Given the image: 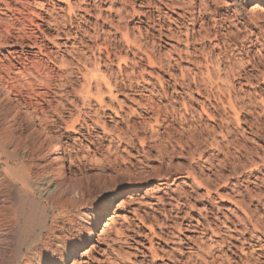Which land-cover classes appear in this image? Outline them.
<instances>
[{"label": "rangeland", "instance_id": "374dc122", "mask_svg": "<svg viewBox=\"0 0 264 264\" xmlns=\"http://www.w3.org/2000/svg\"><path fill=\"white\" fill-rule=\"evenodd\" d=\"M6 1L0 79L24 110L15 117L0 94V180L13 154L40 226L56 220L54 233L79 244L64 262L30 263L264 264V4L252 13L257 3L234 0ZM56 142L69 185L51 213ZM72 182L85 190L78 208ZM22 195L19 185V208ZM66 209L90 222L91 238ZM0 258L22 264L1 241Z\"/></svg>", "mask_w": 264, "mask_h": 264}, {"label": "bare ground", "instance_id": "6f19581e", "mask_svg": "<svg viewBox=\"0 0 264 264\" xmlns=\"http://www.w3.org/2000/svg\"><path fill=\"white\" fill-rule=\"evenodd\" d=\"M1 2H3V3H5V0H0ZM8 1V0H7ZM6 1V2H7ZM10 1V0H9ZM8 1V2H9ZM14 1V0H13ZM12 1V2H13ZM62 1V0H61ZM60 1V2H61ZM64 1V0H63ZM225 1V0H224ZM232 1V0H231ZM234 1H236V3H237V5H238V2L239 3H244L245 4V6H246V10H247V8H249V6H251V5H253V2H255V3H257V5H256V7H254V8H250L251 9V11H252V13H255V11L257 10V7L259 8L262 4H264V0H234ZM234 1H233V3H234ZM7 2V3H8ZM11 2V3H12ZM18 2V1H17ZM14 3V2H13ZM9 4V3H8ZM227 4V3H226ZM230 4V3H229ZM10 5V4H9ZM234 5H235V3H234ZM236 6V5H235ZM239 6V5H238ZM240 8H241V6H240ZM261 8V7H260ZM250 9H249V11H250ZM256 9V10H255ZM239 10V9H238ZM238 10L236 9V11L235 12H238ZM261 10H263V9H261ZM258 11V10H257ZM239 12H241V11H239ZM239 12H238V14H239ZM257 13V12H256ZM262 13V12H261ZM14 14V13H13ZM264 14V13H263ZM246 15V14H245ZM253 15V14H252ZM257 15V14H256ZM255 15V17H257ZM259 15V14H258ZM254 16V15H253ZM262 17V16H261ZM238 18V17H237ZM253 18V17H252ZM258 18H260V17H258ZM254 19V18H253ZM125 35V34H124ZM41 50V49H40ZM110 55V54H109ZM152 58H153V56H151ZM110 59V58H109ZM154 59V58H153ZM153 59H151V60H153ZM155 61H156V57H155V59H154ZM158 60V59H157ZM62 62H64V61H62ZM66 62V61H65ZM64 62V63H65ZM83 62V61H82ZM153 62V61H152ZM151 61H150V63H152ZM85 63V62H84ZM153 64V63H152ZM62 65H63V63H62ZM82 65V64H81ZM84 65H86L87 66V64H84ZM99 66V65H98ZM172 66V65H171ZM63 67L66 69V64L65 65H63ZM90 67V66H89ZM63 68V69H64ZM63 69H62V71H63ZM80 70H82L81 68H79ZM87 69V70H86ZM98 70V69H97ZM96 70V71H97ZM85 71H88V67H85ZM99 71V70H98ZM100 73V72H99ZM99 73H98V75H99ZM211 74V73H210ZM95 75H96V72H95ZM94 74L91 76V77H93L94 78V76H95ZM105 75V74H104ZM219 75V74H218ZM100 76H101V74H100ZM100 76H98V77H100ZM182 76H183V74H182ZM211 76V75H210ZM95 77H97V76H95ZM107 75H106V80H108L107 79ZM184 77V76H183ZM212 77H214V76H212ZM220 77V76H219ZM109 78V77H108ZM211 78V77H210ZM215 78V77H214ZM213 78V79H214ZM218 78V77H217ZM110 79V78H109ZM212 79V78H211ZM93 80V79H92ZM96 80V79H95ZM97 80H99V81H97ZM97 83L98 82H100L101 80H105V78L104 79H102L101 78V80L100 79H98L97 78ZM105 80V81H106ZM109 81H111V80H109ZM213 81H215V80H213ZM212 81V82H213ZM216 81H218V80H216ZM93 82V81H92ZM103 82V81H102ZM223 82V81H222ZM89 83V82H88ZM105 83V82H104ZM109 82H107V84H108ZM221 83V82H220ZM93 84V83H92ZM95 84V83H94ZM219 84V83H218ZM6 85H8V84H6ZM90 85V84H89ZM102 85V84H101ZM105 85V84H104ZM104 85H102V86H104ZM109 85V84H108ZM111 86H112V84H110ZM94 86V85H93ZM102 86H100V85H97L96 86V84H95V87H98V88H101ZM106 86V85H105ZM104 86V87H105ZM109 87V86H108ZM108 87L106 88V90L105 91H108L107 89H108ZM114 87V86H113ZM97 88V89H98ZM216 88V87H215ZM11 89V88H10ZM96 89V90H97ZM99 91V93H100V89H98ZM102 91H103V89H101ZM109 90H110V88H109ZM101 91V93H102V95H104L105 94V92L103 91L102 92ZM110 91H112V89L110 90ZM219 91V90H218ZM91 92V91H90ZM104 93V94H103ZM222 93V92H221ZM0 94H2V96H3V98L5 99V100H7V101H5L6 103H15L14 104V108H15V111H16V113L15 114H17L15 117H17L18 115L20 116V114H22L21 113V110H19L20 108H22L23 110H24V105H23V103L24 102H21V100L20 99H17V98H15L14 96H13V94H15V93H11L10 92V90L9 89H7V87L4 85V84H2V82H1V79H0ZM91 94H92V92H91ZM106 94H108V93H106ZM105 94V95H106ZM110 94V93H109ZM89 95V94H88ZM87 95V96H88ZM95 95V94H94ZM97 95V94H96ZM99 95V94H98ZM18 96V95H17ZM16 96V97H17ZM87 96H86V99H89V97H90V95H89V97L87 98ZM225 96V95H224ZM95 97V96H94ZM97 97V96H96ZM95 97V98H96ZM99 98V97H98ZM101 98H102V96H101ZM100 98V100H104V97L101 99ZM84 100H85V98H84ZM92 100H95V99H92ZM86 101V100H85ZM92 102V101H91ZM95 102H96V100H95ZM98 102H100V101H98ZM97 102V103H98ZM104 102V101H103ZM86 103H88V102H86ZM236 103V102H235ZM5 104V103H4ZM102 104V103H101ZM7 105H9V104H7ZM27 105V104H26ZM99 105V104H98ZM223 105V104H222ZM6 106V105H5ZM234 106H236V105H233V107ZM27 107H28V105H27ZM26 107V108H27ZM102 107V106H101ZM232 107V106H231ZM234 108H236V107H234ZM1 109V108H0ZM12 109V108H11ZM228 109V108H227ZM231 109V108H230ZM27 111H25V112H27L28 113V109H26ZM32 110H34V109H32ZM235 110V109H234ZM2 112H3V108H2V110H1ZM1 111H0V113H1ZM36 111L37 110H35V113H36ZM230 111V110H229ZM233 111V110H232ZM236 111H238V110H236ZM7 111H5V113H6ZM8 112H10V111H8ZM19 112H20V114H19ZM24 112V111H23ZM25 112L23 113V114H25ZM32 112V111H31ZM4 113V112H3ZM26 113V114H27ZM37 113H38V111H37ZM40 113V112H39ZM234 113V112H233ZM10 115L12 114V113H9ZM8 114V115H9ZM14 114V113H13ZM33 114H34V112H33ZM61 114V113H60ZM237 114H238V112H237ZM3 115V114H2ZM8 115H5V116H8ZM41 115H43V114H41ZM47 115V114H46ZM58 115V114H57ZM56 115V116H57ZM12 116V118H9V119H13V115H11ZM25 116H27V115H25ZM30 116V117H29ZM37 116V115H36ZM40 116V115H39ZM48 116V115H47ZM61 116V115H60ZM235 116H236V114H235ZM3 117V116H2ZM9 117V116H8ZM7 117V118H8ZM21 117V116H20ZM28 117L30 118V121L32 122V124L34 123V124H39L40 125V127L42 128V129H40V131L41 130H43V133H45L47 136L48 135H50V131H49V127H47L46 126V124L44 123L45 121H47V120H44L43 119V121L41 120L42 118V116L40 117V120L41 121H39V119H38V121H37V119H36V117H33L32 115H31V113L28 115ZM28 117H26V119L28 118ZM238 117V116H237ZM4 118H6V117H4ZM6 118V119H7ZM19 118V117H18ZM46 118V117H45ZM5 119V120H6ZM15 119V118H14ZM19 120V119H18ZM53 120V119H52ZM28 121H29V119H28ZM30 121H29V123H30ZM13 122V121H12ZM18 122V121H17ZM19 122H21V121H19ZM157 122H159V121H157ZM47 123V122H46ZM52 123V122H51ZM10 125H11V123H9ZM8 123H7V125H9ZM31 123H30V125H32ZM50 124V123H49ZM53 124V123H52ZM2 125V124H1ZM9 125V126H10ZM12 125H15V124H12ZM18 125H19V123H18ZM51 125V124H50ZM21 126V125H20ZM11 127V126H10ZM9 127V128H10ZM13 127V126H12ZM11 127V129L12 130H14L13 128ZM14 128H15V126H14ZM34 128H35V126H34ZM8 129V128H7ZM22 129V128H21ZM12 130H10L9 132H10V135L12 136L13 134H11V131ZM16 130V129H15ZM14 130V131H15ZM17 131V130H16ZM15 131V132H16ZM18 131H19V129H18ZM34 131H35V129H34ZM33 132V131H32ZM42 132V131H41ZM40 132V133H41ZM13 133V132H12ZM37 133V132H36ZM15 134V133H14ZM16 134H17V132H16ZM55 134V133H54ZM41 135V134H40ZM46 135H44V136H46ZM14 136V135H13ZM52 136V135H51ZM19 137V136H18ZM49 137V139L51 140V139H53V138H50V136H48ZM4 138V137H3ZM12 138V137H11ZM10 138V139H11ZM16 138H17V136L16 137H14V139L16 140ZM6 139V138H5ZM4 139V140H5ZM10 139L8 140V139H6V141L8 140V141H10ZM14 139H13V141H14ZM19 139V138H18ZM46 139V138H45ZM1 141V140H0ZM8 141H7V143H8ZM47 141V140H46ZM12 142V140L9 142V143H11ZM19 142V141H18ZM44 142V141H43ZM1 143H2V141H1ZM13 143V142H12ZM15 143V142H14ZM20 144V143H19ZM50 144V143H49ZM15 145V144H14ZM18 147V144L16 143V145H15V148L14 149H16ZM20 148V147H19ZM22 149V148H21ZM60 150H61V148H60V143H58V142H56L54 145H53V149H52V155H55V157H54V160L52 161V166L53 167H56V173H55V175H53V176H55L57 179H58V182H57V185H55V187H56V189L53 191V192H50L49 194H48V197L46 198V202H47V204H48V206H47V212L49 211V212H54V211H56L57 210V208L59 207V206H62V204H64L65 202H67V200L65 201V199L64 198H66L65 196H66V194L65 193H63L62 192V190H64V188H63V186H66L68 183V180H67V182H66V176H65V173H66V170H65V166H64V163H63V159H62V157H61V152H60ZM17 152H18V149H17ZM5 159H6V163H5V165H6V168H5V173H7L8 174V176H9V180L8 181H4V179H2V180H0V188H2V187H7L8 188V192L7 191H5V192H7L8 193V195H3L2 194V190H0V241L4 244V245H6V253L7 252H9V254H11V253H13L14 254V257L15 258H17L18 259V261H20L22 264H29L30 263V261H33L34 259L33 258H36L35 260H37V261H42V259L40 258V256H44L45 258H49V257H51L52 258V260L53 261H55V260H59L60 259V261H61V259L63 260V262L64 261H66V260H68L71 256H72V254H74L75 252H76V250H77V248H78V246H79V244H78V241L77 240H75V239H73L72 237H71V235H70V233L69 234H60L59 236L57 235V234H55L54 233V229L55 228H53L55 225H56V223L57 222H55V221H52V220H50V219H46V221L42 224V226H40V224H39V218H38V215H37V213L35 212V207H34V202L32 201V199H31V196L32 195H35V192H34V189H33V187L32 186H30V184L28 183V182H26L22 177L21 178H19V171H18V165H19V161L16 159V158H14V155L13 154H8V153H6L5 155ZM30 158V157H29ZM0 159H2V157H0ZM50 163V162H49ZM30 164V163H29ZM52 167V168H53ZM53 170H54V168H53ZM55 172V171H54ZM56 178H54V179H56ZM1 179V178H0ZM54 179H52V180H54ZM4 181V182H3ZM72 181H74V180H72ZM55 182V181H54ZM71 182V181H70ZM69 182V183H70ZM51 183V182H50ZM59 183V184H58ZM63 183L65 184V185H63ZM67 183V184H66ZM73 184L75 183V182H72ZM71 183V185L70 186H72L73 184ZM49 184V183H48ZM80 184V183H79ZM6 185V186H5ZM19 185L21 186V194H23V193H25L26 195L25 196H23L22 195V197H26V201H25V204L24 205H20L21 207L19 208V204H21V203H23L22 201H24V200H22L21 202L19 201ZM69 185V184H68ZM68 185L66 186V187H68ZM74 185H76V184H74ZM34 186V185H33ZM78 186V188H79V191H78V198L77 199H70L68 202H69V204H70V208H78L79 206H81L82 205V203H84V189L82 190V188H83V186H81V184L80 185H76V187ZM76 187H74V188H76ZM15 188H18V191L16 192V190H15ZM71 189V188H70ZM4 191V190H3ZM48 191H50V190H48ZM66 192H68L69 193V190H65ZM38 195V194H37ZM68 195V194H67ZM87 195V194H86ZM117 198H118V196L117 195H115L114 196V199H113V201H112V204L113 203H115L116 201H117ZM41 199V198H40ZM67 199V198H66ZM69 199V198H68ZM66 205V204H65ZM64 205V206H65ZM69 206V205H68ZM40 211V210H39ZM38 211V212H39ZM66 215V217H68L69 219H70V214H71V212H68L67 211V209L65 210V212H64ZM79 215V214H78ZM52 216V215H51ZM79 217H81L82 219H84V218H86L87 219V215H86V213L85 212H82L81 214H80V216ZM78 218V217H77ZM85 219V220H86ZM92 220L94 219V218H91ZM90 219V220H91ZM43 220V219H42ZM45 220V219H44ZM71 220V225L73 226V229L74 228H77L80 224H79V220L77 221V220H73V219H70ZM110 220H112V218L111 219H109V222H107L106 223V225L104 226V228H103V230L101 231V234L100 235H103V234H105V229L107 228V226H108V224H110ZM83 221V220H82ZM81 221V222H82ZM41 223V222H40ZM64 225V224H63ZM86 225V224H85ZM85 225H80L79 226V229L78 230H80V231H82L83 233H88L89 234V236H90V238L93 236V229L91 228V224H90V222H89V224L87 225V226H85ZM40 226V227H39ZM92 226H93V222H92ZM59 229V228H58ZM57 229V230H58ZM71 231V230H70ZM100 231V230H99ZM99 235V236H100ZM56 239H58V242H56L57 240ZM5 247V246H4ZM85 254H87V252L85 253ZM40 258V259H39ZM3 262H5L4 260H3V258H0V264H3ZM44 262V261H43ZM47 262V261H46ZM57 262V261H56ZM5 263H7V262H5ZM32 263V262H31ZM30 263V264H31ZM34 263V262H33ZM41 263V262H40ZM55 263V262H54ZM44 264V263H43ZM57 264H63V263H57Z\"/></svg>", "mask_w": 264, "mask_h": 264}]
</instances>
